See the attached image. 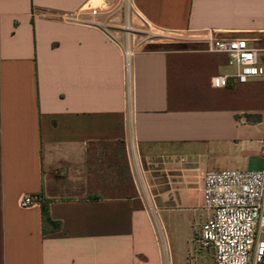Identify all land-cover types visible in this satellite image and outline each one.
Listing matches in <instances>:
<instances>
[{"label":"crops","instance_id":"0c3cea01","mask_svg":"<svg viewBox=\"0 0 264 264\" xmlns=\"http://www.w3.org/2000/svg\"><path fill=\"white\" fill-rule=\"evenodd\" d=\"M93 1L0 0V264H214L203 175L264 170V79L212 88L235 68L207 39L244 38L264 67V0H131L129 18L98 0L86 23L192 46L142 47L129 97L120 46L62 19Z\"/></svg>","mask_w":264,"mask_h":264},{"label":"built area","instance_id":"2783aa9c","mask_svg":"<svg viewBox=\"0 0 264 264\" xmlns=\"http://www.w3.org/2000/svg\"><path fill=\"white\" fill-rule=\"evenodd\" d=\"M118 3L127 18L132 14L138 16L131 0H118ZM107 10L105 6L88 5L80 13L65 14L62 19L70 23L94 25L120 46L129 97L134 59L143 47L136 38L142 33L137 32L129 21L120 28L113 25L112 20L108 23H86L81 19L86 13L97 17ZM147 26L145 34L159 36ZM117 31L125 32V41L116 38L114 34ZM207 42L209 52L226 55L228 65L235 68L234 73L212 77V88H226L231 80L244 85L264 79L259 50L250 47L246 39L212 34ZM262 147L264 155V141ZM202 197L204 208L210 211L211 216L195 236L197 246L213 251L214 264H264V170L206 172L203 175ZM39 200L37 196H24L20 206L26 208Z\"/></svg>","mask_w":264,"mask_h":264},{"label":"rangeland","instance_id":"374dc122","mask_svg":"<svg viewBox=\"0 0 264 264\" xmlns=\"http://www.w3.org/2000/svg\"><path fill=\"white\" fill-rule=\"evenodd\" d=\"M91 5L92 6H96V5L105 6L104 3L99 2L98 0H94ZM136 39H137L136 40L137 43L143 44V47L150 46L153 48H158V49L163 48V49H167V50H175V49H183V48L184 49H190L192 47L191 45H182V44L172 42V39H170L164 35H160V34L158 36V35H147L145 33H142L140 35V37H138ZM205 60L208 61L207 58ZM206 71L209 73H211V72L215 73V70H213L212 66L208 67L206 69ZM228 71L229 72L232 71V68H229ZM218 73H221V72H216V74H218ZM195 103L198 104L199 100H197ZM165 242H166V250H164V245H163L162 241H160V247H161L164 259L165 258L169 259L171 252L169 253V250H167V249H170V243H169L168 237H167V240ZM200 249H203V248H200ZM203 250H207V249H203ZM201 264H212V262L205 261L204 263H201Z\"/></svg>","mask_w":264,"mask_h":264},{"label":"trees","instance_id":"16d2710c","mask_svg":"<svg viewBox=\"0 0 264 264\" xmlns=\"http://www.w3.org/2000/svg\"><path fill=\"white\" fill-rule=\"evenodd\" d=\"M42 214H43V219L45 223H50L51 225H53L54 229H58L60 228V223L58 222H54L50 219V216L48 214V211L46 209L45 204L42 205Z\"/></svg>","mask_w":264,"mask_h":264}]
</instances>
